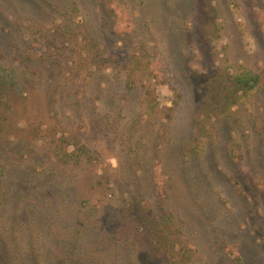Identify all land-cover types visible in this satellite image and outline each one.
Here are the masks:
<instances>
[{
  "label": "rangeland",
  "instance_id": "374dc122",
  "mask_svg": "<svg viewBox=\"0 0 264 264\" xmlns=\"http://www.w3.org/2000/svg\"><path fill=\"white\" fill-rule=\"evenodd\" d=\"M0 77V264H264V0H0Z\"/></svg>",
  "mask_w": 264,
  "mask_h": 264
},
{
  "label": "trees",
  "instance_id": "16d2710c",
  "mask_svg": "<svg viewBox=\"0 0 264 264\" xmlns=\"http://www.w3.org/2000/svg\"><path fill=\"white\" fill-rule=\"evenodd\" d=\"M2 81L3 80L0 77V105L2 99L5 97L6 92L8 91ZM262 81V74L251 69H242L239 72L233 73L228 78L226 85H220L219 90H223V93H220L221 99L218 101V105L215 108H217L220 112L229 110L232 106L238 103V97L241 94L245 95L259 87ZM146 218L147 217H145V219ZM158 229L159 225H156V231ZM171 258H173L172 255Z\"/></svg>",
  "mask_w": 264,
  "mask_h": 264
}]
</instances>
